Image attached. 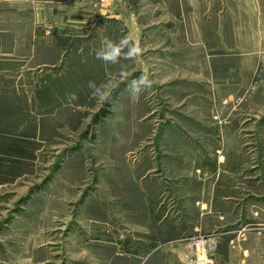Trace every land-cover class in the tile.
I'll return each instance as SVG.
<instances>
[{"label":"rangeland","instance_id":"obj_1","mask_svg":"<svg viewBox=\"0 0 264 264\" xmlns=\"http://www.w3.org/2000/svg\"><path fill=\"white\" fill-rule=\"evenodd\" d=\"M86 1L71 9L69 0H0V137L25 151L0 167V264H182L171 253L144 263L118 255L119 237L132 241L134 227L148 220L137 199L145 165L141 185L164 211L156 225L179 228L170 247L186 249L184 264L188 244L203 238L212 247L205 264H264V19L249 11V0H221L205 25L186 26L189 41L168 40L163 26L156 42L145 37L141 66L107 64L96 52L105 37L119 40L97 22L107 0ZM142 74L152 86L133 98L128 84ZM177 78L215 84L225 100L220 113L235 125L221 155L198 150L206 160L197 169L167 159L181 150L167 149L165 130L173 110L215 120L183 110L165 92ZM90 81L110 84L107 102ZM218 177L222 187L211 191L207 180ZM199 195L208 203L198 219L204 230L194 233ZM221 198L223 207L210 209Z\"/></svg>","mask_w":264,"mask_h":264},{"label":"crops","instance_id":"obj_2","mask_svg":"<svg viewBox=\"0 0 264 264\" xmlns=\"http://www.w3.org/2000/svg\"><path fill=\"white\" fill-rule=\"evenodd\" d=\"M70 1L71 5L69 7L71 9H80L91 5V2L86 0H76V2L69 0V3ZM221 3V0H107L105 4L100 5L105 9H100V17L97 22L102 24L104 28H112L113 36L115 35L114 31L117 32V39L124 37V34L131 35L134 41H138L141 49L145 37L148 38L151 43L161 38L163 31L160 30V27L163 26L167 28L166 38L168 40L172 37V40L183 43L190 39V32H187L186 26L199 27L205 25L203 20L207 18L208 12L210 10L220 9ZM147 7L149 8V13L144 12V10H147ZM249 11H252L257 17L260 16L263 20L264 0H249ZM252 16L253 15L249 13V17ZM145 26L151 27L150 30L148 29V31H146L144 28ZM194 32L199 34L198 29H195ZM192 39L194 40V38ZM115 40L112 39V41ZM151 52H153L151 54L156 56L158 54L155 51ZM73 55L74 53L71 54L70 57ZM76 56L81 59L83 57H89V54H77ZM135 59L139 63V66H141L142 54ZM70 72L72 73V71ZM186 81L189 80L185 78L175 79L173 82L165 85V92L169 93L174 100L179 101L184 107L183 110L188 109L192 111L193 109V111L195 110L197 113L198 111L207 113L210 119L215 120V123H206L204 121L205 117L199 120V118H194V116L185 114L181 110L172 111L173 117L169 121L172 123L169 124L165 130V138L168 141H166V144L168 143L167 149H180L181 154H172V156L168 155L166 157L182 170H187L189 168L197 169V161L206 160L205 155H198L200 153L198 152L199 149H217L216 152L221 155L223 149H228V142L226 143L224 140L232 135L234 137L236 136L235 125L232 124L231 121L233 120L230 119L231 114L228 113L225 115L226 118H224L222 113H220L225 100H223L221 94L217 92L215 84L207 87L199 83H189ZM124 83L123 79L119 85L124 87ZM199 138H203V140H198ZM206 139H210V142H207ZM185 152L190 153L188 154L190 155L189 159L185 155ZM191 153L193 154L192 156ZM219 158L218 163L221 166L223 160L221 156H219ZM210 162L212 165L216 164L215 157L212 158ZM146 168V165L141 167L140 172L137 174V177L141 178L139 187L140 190H142L137 199L139 202H145L146 205H140V215L141 217L148 218V220H145L146 224H139L134 227L132 241L129 240L128 242L126 239L122 240V237H119L117 243L118 255L132 256L135 260L139 261V263H144L148 260L164 259V254L171 253L175 259H179L180 263L184 264V250L186 249L181 246H173L174 248L170 247L173 243L171 240L176 238L173 234H176L179 228L172 227L170 228L171 230L167 232L165 227L156 225L158 221L163 218L164 211H160L158 208L160 197L154 193L144 192V185H141L143 177L142 172ZM194 179L198 182L197 178ZM143 180L144 182L147 181L146 178ZM210 180L207 181H209L211 191H214V188L222 187L221 185L217 187L219 177L216 182ZM225 200V198H221V200L217 199L215 205L211 202L210 209H213L214 206L215 209L222 208L223 204L221 202H225ZM193 201L194 206L198 208V211H194L193 215L197 220L193 226V232L199 233L204 230V226L202 223L201 225L199 224L198 219L205 216L203 210L206 209L208 200H206L205 196L199 195ZM218 213H221L220 215L223 214L220 211ZM190 216L191 215H189V217ZM172 231L175 233H172ZM165 246H169L170 250H165ZM161 250H164V252ZM182 253H184V255H182Z\"/></svg>","mask_w":264,"mask_h":264},{"label":"clouds","instance_id":"obj_3","mask_svg":"<svg viewBox=\"0 0 264 264\" xmlns=\"http://www.w3.org/2000/svg\"><path fill=\"white\" fill-rule=\"evenodd\" d=\"M101 48L96 52V58L107 64H117L121 59L134 60L142 54V49L138 41H134L131 35L124 36L118 41H112L105 37L101 42ZM152 81L147 74H142L128 84V92L133 98H138L139 94L146 89L151 88ZM88 87L93 90V94L98 97L100 103L107 102L110 99L108 89L110 84L97 86L95 82L90 81ZM69 100L78 99L75 93L68 94Z\"/></svg>","mask_w":264,"mask_h":264},{"label":"built area","instance_id":"obj_4","mask_svg":"<svg viewBox=\"0 0 264 264\" xmlns=\"http://www.w3.org/2000/svg\"><path fill=\"white\" fill-rule=\"evenodd\" d=\"M206 245L207 244L204 238L197 241H192L188 244V248H190L188 255L190 264H205L207 251L212 248L211 247L207 250Z\"/></svg>","mask_w":264,"mask_h":264},{"label":"trees","instance_id":"obj_5","mask_svg":"<svg viewBox=\"0 0 264 264\" xmlns=\"http://www.w3.org/2000/svg\"><path fill=\"white\" fill-rule=\"evenodd\" d=\"M25 155L23 149L14 148L11 149L6 142L0 137V167L4 165L7 166L11 163L17 164L20 162V157ZM12 156L19 157V159H12Z\"/></svg>","mask_w":264,"mask_h":264}]
</instances>
